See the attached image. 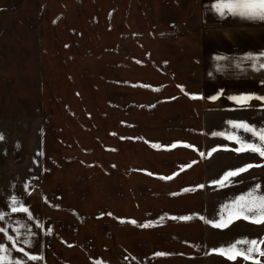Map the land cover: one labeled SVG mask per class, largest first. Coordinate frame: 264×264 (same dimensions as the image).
<instances>
[{
	"label": "rangeland",
	"instance_id": "374dc122",
	"mask_svg": "<svg viewBox=\"0 0 264 264\" xmlns=\"http://www.w3.org/2000/svg\"><path fill=\"white\" fill-rule=\"evenodd\" d=\"M182 4L0 0V226L29 225L25 250L42 259L27 264H144L167 251L199 264L206 227L208 253L244 238L242 221H204L256 185L264 194V167L214 181L264 159L212 134L233 132L229 121L264 129V101L242 106L232 84L199 80ZM13 197L33 221L11 212ZM246 223V238H264Z\"/></svg>",
	"mask_w": 264,
	"mask_h": 264
},
{
	"label": "crops",
	"instance_id": "0c3cea01",
	"mask_svg": "<svg viewBox=\"0 0 264 264\" xmlns=\"http://www.w3.org/2000/svg\"><path fill=\"white\" fill-rule=\"evenodd\" d=\"M175 1H183L184 4L178 5L177 9L187 11L183 14L189 18L186 34L196 41L190 45V49L198 51L199 80L210 85L232 84L231 88L244 93L239 96L264 97V68L260 67V63H264V21L232 16L221 18L213 8L218 0ZM239 221H242L237 229L239 235L246 238L244 229L249 237V225L245 220ZM208 230L209 226L204 229V251L199 264H210L212 258H217L221 264H252L251 261H243L242 257L235 261L228 260L214 249L208 253ZM167 252L159 255L156 261L154 256H143L141 260L144 264H175L174 253Z\"/></svg>",
	"mask_w": 264,
	"mask_h": 264
},
{
	"label": "snow or ice",
	"instance_id": "6c2138e0",
	"mask_svg": "<svg viewBox=\"0 0 264 264\" xmlns=\"http://www.w3.org/2000/svg\"><path fill=\"white\" fill-rule=\"evenodd\" d=\"M215 13L221 17H239L245 20L252 21H264V0H218L216 4L213 5ZM219 59V58H218ZM249 59H253L249 57ZM260 67L264 68V63H260ZM183 91V89H181ZM192 99H198L200 97L192 96ZM215 99V97L213 98ZM231 100L235 101L239 105H245L252 99H258L264 101V97H252V96H239L230 97ZM231 129L234 131L231 133L218 132L213 133L214 136H220L224 139L230 140L238 145L235 149H231L236 153H255L261 159H264V129L257 130L256 128L249 126L244 122H228ZM247 134L252 137V141L244 139L242 134ZM4 137L0 134V140ZM178 144H173L171 147L176 148ZM185 148H192V145L183 144ZM153 147H159L158 145H153ZM195 150V149H193ZM218 149H212V152ZM229 150V149H225ZM210 155V154H209ZM203 157L204 154L201 153ZM190 166V165H189ZM254 167H264L261 164H247L238 169L229 170L223 174V176L214 181V184L220 187H226L233 182V178L249 171ZM161 179H172V177H160ZM202 187V186H201ZM185 191H188L186 189ZM11 212L12 213H23L26 214L28 221H33L34 218L27 207L19 203V201L13 197L11 201ZM226 212V214H225ZM6 216L0 213V225L4 222ZM171 219H181L190 220L191 217H171ZM236 220H245L252 224H264V194L260 193V186L256 185L252 190H250L246 195L240 196L232 202L231 205H226L219 222L205 220L206 224H211L213 228L225 229L228 228ZM135 223V221H131ZM40 226V225H37ZM151 225L145 224L142 227H150ZM30 233V227L26 224H21L19 227L14 228L13 231L16 233L15 236L9 234L8 228L0 226V234H3V238L6 239L10 245L6 246L0 243V264H27V261H37L42 259V257L34 256L29 254L25 250V246L30 244L27 239H22L23 232ZM23 244L24 246H20ZM264 238L248 239L242 238L232 242L226 248H220L214 250L217 254L225 256L228 260L235 261L237 257H242L243 261H251L252 264H261L259 257H264ZM21 253L24 259H20L11 255V251ZM157 255H164L163 253H157Z\"/></svg>",
	"mask_w": 264,
	"mask_h": 264
}]
</instances>
